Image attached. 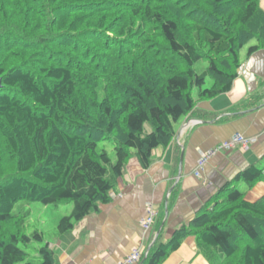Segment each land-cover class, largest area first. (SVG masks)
<instances>
[{
	"label": "trees",
	"instance_id": "obj_1",
	"mask_svg": "<svg viewBox=\"0 0 264 264\" xmlns=\"http://www.w3.org/2000/svg\"><path fill=\"white\" fill-rule=\"evenodd\" d=\"M259 1L0 0V264L54 262L17 202L71 203L57 233L71 229L110 200L132 155L149 166L197 113L194 88L205 99L230 89L242 47L264 48ZM237 179L251 188L264 167ZM188 234L209 264H264V195L226 183L138 264H160Z\"/></svg>",
	"mask_w": 264,
	"mask_h": 264
},
{
	"label": "crops",
	"instance_id": "obj_2",
	"mask_svg": "<svg viewBox=\"0 0 264 264\" xmlns=\"http://www.w3.org/2000/svg\"><path fill=\"white\" fill-rule=\"evenodd\" d=\"M259 3L264 10V0ZM193 96L197 113L178 122L168 146L152 150L149 166L142 167L132 155L109 193L110 200L47 241L53 264H117L136 247L146 256L159 234L162 241L168 240L226 183L245 185L237 174L246 166L264 167V48L240 55L228 91L209 99L200 98L198 92ZM235 133L250 138L249 143L221 149L198 167L201 153ZM244 189L245 199L255 201L264 195V182ZM148 207L156 216L146 231L141 220ZM160 264L209 262L195 236L188 234Z\"/></svg>",
	"mask_w": 264,
	"mask_h": 264
},
{
	"label": "rangeland",
	"instance_id": "obj_3",
	"mask_svg": "<svg viewBox=\"0 0 264 264\" xmlns=\"http://www.w3.org/2000/svg\"><path fill=\"white\" fill-rule=\"evenodd\" d=\"M254 44V41H250L248 44H246L242 49L240 50V55L242 56L245 54L249 47ZM206 62H199L197 66L204 67L206 66ZM211 85V80L207 79L205 86ZM198 89L194 88L192 94H197ZM100 146H104L106 150L110 153L112 159H115V155L113 152V146L109 142H103L100 143ZM240 187H238L240 190H245V185L240 184ZM247 189V188H246ZM22 209L24 211L29 210L30 215L29 218L26 221V233L30 234L34 230H38L43 233L44 237V243L48 241L49 239H52L54 236V233L58 230V225L60 219L65 216L70 214L71 209H72V204L71 203H66V204H49V205H44L40 202H24V201H19L14 205V210L17 209ZM41 244L35 240H32L30 243L29 247L27 248L28 252H30L33 248L36 249L40 246ZM34 253V252H33ZM21 264V263H20Z\"/></svg>",
	"mask_w": 264,
	"mask_h": 264
},
{
	"label": "built area",
	"instance_id": "obj_4",
	"mask_svg": "<svg viewBox=\"0 0 264 264\" xmlns=\"http://www.w3.org/2000/svg\"><path fill=\"white\" fill-rule=\"evenodd\" d=\"M197 122V121H193ZM250 138H246L240 133H235L231 138L226 141H223L213 147L211 150L207 151V153H201L198 160V167L201 166L210 156L221 149H229L235 147L236 145L239 147H245L249 143ZM195 175H198V169L194 172ZM156 216V211L153 208L148 207L146 216L141 220V227L144 230H148L151 225L154 223V218ZM142 258V250L139 247H136L132 250V252L127 255L123 261L118 262L117 264H138Z\"/></svg>",
	"mask_w": 264,
	"mask_h": 264
},
{
	"label": "clouds",
	"instance_id": "obj_5",
	"mask_svg": "<svg viewBox=\"0 0 264 264\" xmlns=\"http://www.w3.org/2000/svg\"><path fill=\"white\" fill-rule=\"evenodd\" d=\"M197 121V120H196Z\"/></svg>",
	"mask_w": 264,
	"mask_h": 264
}]
</instances>
